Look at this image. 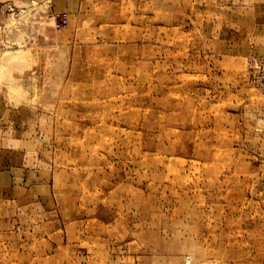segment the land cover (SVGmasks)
Masks as SVG:
<instances>
[{
	"label": "rangeland",
	"instance_id": "rangeland-1",
	"mask_svg": "<svg viewBox=\"0 0 264 264\" xmlns=\"http://www.w3.org/2000/svg\"><path fill=\"white\" fill-rule=\"evenodd\" d=\"M0 7V264H264V0Z\"/></svg>",
	"mask_w": 264,
	"mask_h": 264
},
{
	"label": "built area",
	"instance_id": "built-area-1",
	"mask_svg": "<svg viewBox=\"0 0 264 264\" xmlns=\"http://www.w3.org/2000/svg\"><path fill=\"white\" fill-rule=\"evenodd\" d=\"M57 29H62L64 28L65 26H67V20L66 19H62L60 21H57Z\"/></svg>",
	"mask_w": 264,
	"mask_h": 264
},
{
	"label": "crops",
	"instance_id": "crops-1",
	"mask_svg": "<svg viewBox=\"0 0 264 264\" xmlns=\"http://www.w3.org/2000/svg\"><path fill=\"white\" fill-rule=\"evenodd\" d=\"M4 9H2V7H0V20L4 17Z\"/></svg>",
	"mask_w": 264,
	"mask_h": 264
},
{
	"label": "bare ground",
	"instance_id": "bare-ground-1",
	"mask_svg": "<svg viewBox=\"0 0 264 264\" xmlns=\"http://www.w3.org/2000/svg\"><path fill=\"white\" fill-rule=\"evenodd\" d=\"M2 5V4H1ZM48 5V4H47ZM47 5H45V7L47 6ZM8 9V8H7ZM61 17V16H60ZM66 19V18H65ZM56 20H57V18H56ZM74 21V20H73ZM8 28H10V27H8ZM9 30V29H8ZM11 30V29H10ZM3 31V30H2ZM11 33V32H10ZM2 45V44H1ZM11 58H17V56L16 55H12V57ZM13 100V99H12Z\"/></svg>",
	"mask_w": 264,
	"mask_h": 264
}]
</instances>
